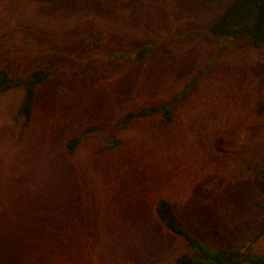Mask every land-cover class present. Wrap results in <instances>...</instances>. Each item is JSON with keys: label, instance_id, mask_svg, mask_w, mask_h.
<instances>
[{"label": "rangeland", "instance_id": "1", "mask_svg": "<svg viewBox=\"0 0 264 264\" xmlns=\"http://www.w3.org/2000/svg\"><path fill=\"white\" fill-rule=\"evenodd\" d=\"M230 1L0 0V65L56 70L22 136L21 90L0 95V264H174L189 249L162 197L214 244L261 230L264 45L210 32ZM174 96L172 122L135 120L112 151L100 133L60 151L86 124ZM251 249L264 255V233Z\"/></svg>", "mask_w": 264, "mask_h": 264}, {"label": "trees", "instance_id": "2", "mask_svg": "<svg viewBox=\"0 0 264 264\" xmlns=\"http://www.w3.org/2000/svg\"><path fill=\"white\" fill-rule=\"evenodd\" d=\"M40 1L53 2L55 0ZM210 32L215 36L228 38L247 36L254 47H262L264 45V0H231L210 25ZM97 45V41H93V46ZM150 50V46H142L136 50V57L142 60ZM115 55L116 53H114ZM55 72L54 69L35 67L24 74H12L6 67L0 65V95L14 89L21 90L19 103L12 116L15 126L19 127L21 136L26 134L33 124L38 86L48 81ZM183 93L185 95L186 92ZM177 100L178 96H174L163 103L139 104L109 122L86 124L78 133L63 139L60 151L65 157L72 158L84 137L95 133H100L106 138L101 141L100 150L112 151L123 142L118 133H121L135 120L151 118L163 124L172 122ZM257 166L259 167L258 164ZM262 172L263 170L259 169L256 172L258 178L255 177L257 182L264 186V172ZM256 205L264 207L262 203H256ZM155 210L159 218L165 222L170 233L180 237L189 249L188 252L178 256L174 264H226L225 255L227 252L239 251L248 240L257 234L246 235L245 240L238 247L230 248L227 241L219 244L216 241L214 244L210 239L189 230L179 219L172 202L168 199L159 198ZM242 262L264 264V255L252 253L251 249L249 255Z\"/></svg>", "mask_w": 264, "mask_h": 264}, {"label": "water", "instance_id": "3", "mask_svg": "<svg viewBox=\"0 0 264 264\" xmlns=\"http://www.w3.org/2000/svg\"><path fill=\"white\" fill-rule=\"evenodd\" d=\"M264 233V227L251 239L247 242V244L244 246L242 250H239L237 252H227L225 255L226 262L228 261L230 256H233L234 258L238 257V260L235 264H240L251 252L252 245L254 242L261 237V235Z\"/></svg>", "mask_w": 264, "mask_h": 264}, {"label": "flooded vegetation", "instance_id": "4", "mask_svg": "<svg viewBox=\"0 0 264 264\" xmlns=\"http://www.w3.org/2000/svg\"><path fill=\"white\" fill-rule=\"evenodd\" d=\"M237 260H238V257L234 258L233 256H230L226 264H235Z\"/></svg>", "mask_w": 264, "mask_h": 264}]
</instances>
